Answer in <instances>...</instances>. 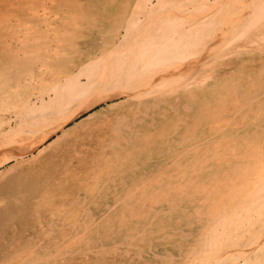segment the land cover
<instances>
[{
    "label": "bare ground",
    "instance_id": "6f19581e",
    "mask_svg": "<svg viewBox=\"0 0 264 264\" xmlns=\"http://www.w3.org/2000/svg\"><path fill=\"white\" fill-rule=\"evenodd\" d=\"M41 1L0 0V6H26L32 14L21 7L19 19H9L13 20L12 28L0 26V31L12 35L4 40L0 34V115H5L0 149L6 147L7 151L0 154V164L16 161L29 168L38 161L43 163L40 149L37 155L32 151L47 137L59 129L61 135L74 128L88 130L89 120L97 114H88L69 130L63 127L97 102L124 96L128 113L117 114L106 123L113 134L108 139L111 153L132 154L129 145L139 143L138 155L151 149L159 159L149 168L135 164L131 184L135 185L136 198L122 200L114 213H109L113 204L104 202L107 210L103 217L112 220L119 213L116 220L121 218V224L118 228L109 226L113 222L102 224L104 229L114 230L102 235L101 247H97L101 251L96 249L92 257L111 253L117 264L151 263L144 256L145 249L132 243L149 240L147 247H151L156 231L151 226L158 214H165L166 223L162 220L160 228L167 226L164 234L168 237L161 241L165 255L159 264L173 260L174 264H233L231 259L243 253L234 252L236 255L230 257L238 248L235 241L245 246L246 255L252 249L258 252L252 264H264V55L251 54L249 61L238 55L264 51L263 0H256L259 5L255 8L235 6L231 0H121L120 4L118 0H102L101 4L99 0H69V16L59 21L60 8L55 9V22L52 13L41 18L46 13L34 10L32 6H40ZM54 1L50 0V6H55ZM106 6L111 11L103 17L101 9ZM215 21L222 22L215 28L218 31L212 32ZM30 22H39L42 27L30 31ZM79 26L87 30V39ZM149 43L154 46L148 47ZM227 55L234 61L227 63ZM178 63L181 67L175 69H181L180 78L178 70H171ZM230 66L232 70L227 68ZM97 150V157H109L104 147ZM109 162L104 181H110L104 186L110 191L117 178L112 174L107 177ZM165 167L166 176L161 173ZM117 177L126 181L127 176ZM77 179L82 182V177ZM127 186L124 183L121 189ZM58 192L64 204L65 190ZM44 194L47 199L52 193ZM112 195H119V191L113 189ZM184 212L190 228L200 234L188 245L181 243L190 238L182 227H186L182 221L187 222ZM82 215L84 222L72 219L69 228L65 220V228L58 226L55 244L62 245L57 247L62 249L59 253L64 252L65 243H80L79 253L92 242V234L84 242L80 237L98 219L90 209L85 208ZM174 221L180 224L175 226ZM195 221L200 226H194ZM70 230L78 231L63 240ZM115 231L117 238L112 235ZM100 234L94 242L99 243ZM112 238H120V245H133V250L103 247ZM149 249L160 261L162 254ZM30 259L23 264L35 263Z\"/></svg>",
    "mask_w": 264,
    "mask_h": 264
},
{
    "label": "rangeland",
    "instance_id": "374dc122",
    "mask_svg": "<svg viewBox=\"0 0 264 264\" xmlns=\"http://www.w3.org/2000/svg\"><path fill=\"white\" fill-rule=\"evenodd\" d=\"M68 1L69 0H55L54 1L55 6H50V0H42L40 2V6H32V7L33 8L35 7L34 10L38 11L39 13L45 12L47 14V15L46 14L42 15L41 18L48 17L49 14L52 13V17H54V22H55V9L60 8L59 21L65 18V16H69L70 6L72 5L67 4L66 2ZM106 1L108 2L109 0H106ZM118 1L120 4L121 0H118ZM242 1L244 3H242ZM242 1L241 0H231V3L235 2L233 4L235 6H238L239 4H240L239 6L245 5L246 8H249V7L255 8L256 6L259 5L258 3H256L257 2L256 0L255 1L242 0ZM98 3L101 4L103 2L102 0H99ZM255 3L257 5H255ZM250 4H252V6H250ZM45 6L49 8H43ZM21 7L23 8L24 11L26 9L29 15H32L26 6H21ZM21 7L20 6H0V26L1 28L3 29H7V27L12 28L13 20L10 21L9 19H11L12 17H18L19 19V17L21 16V9H22ZM109 8L110 6L102 7L101 12H102L103 17L109 14L108 11L109 12L111 11V9ZM112 17L113 16L109 18H112ZM234 17H237L236 13H234ZM215 22H214L215 24H213L214 31H212L213 29H211L212 32L218 31V29H215V28H217L218 25L220 26L221 25L220 23L222 21H220V23H218L217 21ZM39 27L40 28L42 27L41 23L30 22L29 30L33 31L34 28L40 29ZM78 30L82 34H84L85 39H87L88 37L87 36L88 34L86 33L87 30L83 28L82 26L81 27L79 26ZM5 32H6L5 30L0 31V34L3 35L2 38L4 40L9 39V38L11 39L12 35H10L9 32H6V33ZM73 35H76V34H73ZM80 39L76 40L75 42L77 46L79 45ZM139 45H143V42H141V44ZM150 45L154 46L152 43H149L148 47ZM148 47L145 46L146 49ZM251 47H254V46L251 45ZM151 48L153 47H150V49ZM226 52L227 51H225V53ZM251 54L252 55L259 54L263 56L264 51L251 50L250 52L246 51L244 53L238 52V55H240L239 58L241 59L244 57L243 59L244 61L246 60L249 61L248 56ZM233 61L234 59L231 56L228 57L227 55L226 62L230 63ZM180 67L181 65L178 63V65L176 64V66L173 67L174 69L171 68V70H175V73H176V70H178ZM6 68L8 67L6 66ZM175 68H178V69H175ZM227 68L229 70L230 69L232 70V66L227 67ZM180 70H178L179 71L178 77L181 74ZM253 70L255 71L254 67H253ZM1 72L3 71L0 69V73ZM16 73H19V69H17ZM174 78L178 80L176 74ZM13 90L14 89L11 88V91ZM123 99H124V96H117V97H114V99L110 98L109 100L108 99L101 100L97 102L94 106L89 108L87 111H85L83 114H81L80 116H77L75 119L70 120L63 127L64 129L69 130L75 123L78 124L79 121L84 119L85 116H87L88 114L90 115L97 114L96 116H94L93 118L89 120V122L90 121H94V122L93 123L88 122L89 124L88 130L82 131V129L80 130L78 128H74V129H71L69 132L65 133L64 135H61L62 133L59 129L55 133L47 137L46 140L39 146V148L37 149L35 148L32 151L34 155H37L39 152L36 150L40 149L39 151L41 155L43 156V158L41 157L40 159H42L43 163H41V161H38L36 163H33L34 166L32 165L29 168H27V166H24V165L16 164V161L14 162L10 161V162L0 164V172L2 171L0 173L1 174L0 175V264H20V263L23 264L24 262L27 261L28 257H31L32 259L34 258L33 259L34 261L36 260L35 263L33 262L32 264H63V261L64 262L67 261L66 264H92V261H96L97 262L96 264H117L114 258L115 255L113 254L114 255L113 256L111 253H108V255L107 254L101 255L95 259L92 257L93 255L92 252H94L97 249V247L100 246L99 244H101L102 235L105 233V235L107 234L106 236H108L109 232H112L114 230V229L110 230L109 227L107 226L104 229L102 224L109 225L110 222H113V225H109L111 228L113 227L118 228V226L121 224L120 222L121 218H119L118 221L116 220V218L119 217V213H117L116 217L113 218L112 220H109V216L107 219L103 217L104 215V214L102 215L103 211L107 210V207L104 202L106 201L107 203L114 205V206L112 205L109 209V213L110 212L114 213L113 212L114 207L118 206L122 202V200L124 199L132 200L133 198H136L133 192V190L135 189V185H133V183L131 184L132 179H133L132 175L135 171H137L135 164L136 163L139 165L145 164L144 168H149L159 159V155L156 153V151L151 150V149L146 150L142 152L140 155H138L139 150L136 149V147L140 146L139 143H136L135 146L133 144L129 145V148L132 149V150L130 149V151L131 152L133 151L132 154H128V153L124 154L122 151L117 152L116 153L117 155L115 154L114 151H112L111 153V150L108 147L109 146L108 139H109V136H112L113 134L109 130L110 124H108L107 126L106 123H108L107 122L108 119H110L111 117L114 118V116L117 114H120L123 112L128 113L127 112L128 104H126V101H124L125 102L124 103ZM2 102H6V100ZM108 106L111 108H108ZM3 110H4V107H3ZM129 117H131L130 114H129ZM0 118H1L0 119V128H1L3 126L2 125L3 121L1 120L5 118V115L3 114L0 115ZM100 119H102V121ZM164 119L168 121L170 118L165 117ZM57 136L60 137V140L58 139L55 142V139L57 138ZM139 140L141 139L139 138ZM1 145L2 143L0 142V147ZM146 145H149V144H146ZM100 147L101 149L103 147L105 148L104 153L106 152V155H109V157L99 158L96 156L99 153L97 149H99ZM5 148L6 147H3L2 149H0V154L5 155V153H7ZM48 154L50 155L48 156ZM1 156L2 155H0V157ZM135 156H138L139 159H137V157ZM185 160H186L185 157H183L182 162H184ZM68 161L70 164L67 163ZM79 161H82L84 163L78 164ZM107 161H111L109 162L110 164L109 167L112 170V171L110 170V173H108L107 177L111 176L110 174H112V176H116L117 178L116 181L114 182L115 185L110 184L112 185V189H110V191L105 189V186H104L105 182L109 183L110 181V180L104 181L105 174L107 171L106 170L107 166H105ZM10 165L12 169L10 168ZM9 168L11 170H9ZM140 168L141 167H139V169ZM167 169L168 168L165 167L161 171L162 175L166 176V174H168ZM4 171L5 172L7 171V172L3 174ZM120 175L127 176L126 181H123L122 179L117 177ZM17 177H19V179H16ZM77 177L79 178L82 177L81 179L82 182H80L77 179ZM95 180L98 183L94 182ZM124 183H127L128 186L127 188L124 189L125 192L120 193V191L123 190L121 188H123ZM97 189H98V192H97ZM113 189L118 190L119 195H116V196L112 195ZM127 189L130 191L129 193H126V191H128ZM58 190H65V192H63L64 196L66 197V201L64 204L60 203V200H61L60 197H63V196L59 195L61 191L58 192ZM45 191L52 193L50 194V196L47 195V199H45V196H46L44 194ZM107 191H109L110 193H108ZM116 197H121V199L117 203L113 201ZM160 203L162 202L158 201V204ZM69 204L70 206L68 207ZM158 204L153 203L154 206H157ZM47 206L50 207V210L48 209ZM40 207H43L44 211L40 212L38 210V208ZM85 208L90 209L92 211L93 216L97 218L98 220L93 222V226L87 227L88 232L86 231V234L82 235L80 238L83 239V242H84L85 240H87V235L92 234V236L94 237L91 240L92 242L91 243L89 242V245L87 244L85 245V247L83 246L84 247V250H82L83 252H79V253L77 251L81 247L80 243L77 244L73 242V244L71 245H67L65 243L64 245L66 246H65V249L63 250L64 252L59 253L62 249L58 251L57 247L60 248V246L62 245L55 244V238L57 237V233L55 232L58 229V226L61 225L65 228V225H62V223L65 220H66L65 223H67L69 228H70L72 219H78L84 222L83 218L85 216H83L82 214ZM58 209H61V211H57ZM184 214H186L184 215V219H186L187 213L184 212ZM163 215L165 214H158L157 218H155V224L151 226L153 230H156L155 232L153 231L154 238L150 242L151 247H147L149 244V240L147 241V243H145V241L144 242L133 241L132 243L134 245L138 243L141 247L145 249V252L147 255L144 254V256L147 260L151 262L149 264H154V263L159 264L158 262H161L163 259V255H165L164 246H163L164 244H162L161 241H163L164 238H167L168 236L164 234V229H167V226L160 228L162 224V220L164 222ZM175 218L176 217L174 215V220ZM180 219H183V218H180ZM186 221L187 222H185L184 220L182 221L186 226V227L184 226L182 227H183V230H185V233L189 234L188 236H190L191 239L187 236L189 238L187 243L185 242L186 240H182L181 243L184 245L186 244L188 245V243H192L191 240L196 237L198 238V236L200 235V234H197L196 231L194 232L192 228H190V226L188 225L189 220L186 219ZM133 222H135V220H131V223ZM179 224L180 222H175V226H178ZM194 226H200V225L198 224L197 221H195ZM82 230L83 228L80 231L82 232ZM77 231L78 230H73V231L70 230L68 234H65V237L63 238V240L69 237L70 232H71V235H75ZM175 231L177 230L175 229ZM125 232H128V230H126ZM98 233H101L100 234L101 239L99 240V243L94 242ZM116 233L117 231L112 233V235L115 237L118 236ZM119 236L121 237L122 234L120 233ZM132 236H135V234ZM263 240L264 239H262V242ZM104 241H107V238ZM120 241H121L120 238H118L117 240H115L114 238L109 239L107 243H103V247L113 246L114 251L116 250V248H119L121 246L122 248H128L130 252L133 250L134 248L133 245L126 246L127 242H124L123 244L120 245ZM235 242L239 243L237 244L238 248L230 253V257H232L233 255H236L237 252L242 253L241 251H243V253L242 255H240V257H238V254L236 255V257H234V260L239 258L237 261H234L233 259H231L232 262H234L233 264H249L250 262L252 264V262H256V260L253 258L258 252L252 249L250 250V253L246 255V252L244 251L245 246H243L241 241H235ZM155 244H156V247H154ZM149 248H151L153 251L157 253L162 254L160 261L157 258L151 256V254L149 253L150 252ZM252 248H255V246H253ZM28 249H31L30 253L25 254L24 252H26ZM50 250H51V254L50 256H47L49 255L48 253ZM97 250L101 251V249H97ZM172 251L174 254H176V249H172ZM244 258H246V260ZM54 259H56V261ZM58 260L60 261L58 262ZM174 261L175 260H173L171 264H174ZM28 264H30V262Z\"/></svg>",
    "mask_w": 264,
    "mask_h": 264
}]
</instances>
